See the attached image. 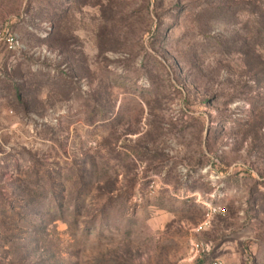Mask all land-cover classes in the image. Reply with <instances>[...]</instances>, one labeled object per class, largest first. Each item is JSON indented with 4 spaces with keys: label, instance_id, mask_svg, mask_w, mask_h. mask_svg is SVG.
Listing matches in <instances>:
<instances>
[{
    "label": "rangeland",
    "instance_id": "rangeland-1",
    "mask_svg": "<svg viewBox=\"0 0 264 264\" xmlns=\"http://www.w3.org/2000/svg\"><path fill=\"white\" fill-rule=\"evenodd\" d=\"M264 264V0H0V264Z\"/></svg>",
    "mask_w": 264,
    "mask_h": 264
},
{
    "label": "built area",
    "instance_id": "built-area-1",
    "mask_svg": "<svg viewBox=\"0 0 264 264\" xmlns=\"http://www.w3.org/2000/svg\"><path fill=\"white\" fill-rule=\"evenodd\" d=\"M207 264H221V262H219L217 260H213L211 262H208Z\"/></svg>",
    "mask_w": 264,
    "mask_h": 264
},
{
    "label": "trees",
    "instance_id": "trees-1",
    "mask_svg": "<svg viewBox=\"0 0 264 264\" xmlns=\"http://www.w3.org/2000/svg\"><path fill=\"white\" fill-rule=\"evenodd\" d=\"M207 264V263H206Z\"/></svg>",
    "mask_w": 264,
    "mask_h": 264
}]
</instances>
